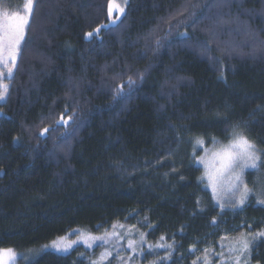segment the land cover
I'll list each match as a JSON object with an SVG mask.
<instances>
[{"label":"trees","instance_id":"obj_1","mask_svg":"<svg viewBox=\"0 0 264 264\" xmlns=\"http://www.w3.org/2000/svg\"><path fill=\"white\" fill-rule=\"evenodd\" d=\"M125 3L117 18L109 0H34L0 102V250L105 241L28 264H93L131 228L140 264H205L216 232L264 226V204L217 206L195 161L197 139L243 134L262 153L248 177L264 172V0ZM250 253L264 264V237Z\"/></svg>","mask_w":264,"mask_h":264},{"label":"rangeland","instance_id":"obj_2","mask_svg":"<svg viewBox=\"0 0 264 264\" xmlns=\"http://www.w3.org/2000/svg\"><path fill=\"white\" fill-rule=\"evenodd\" d=\"M123 1V2H122ZM128 0H115L118 2L121 7L124 3V8ZM27 2V0H26ZM34 0H32V7ZM21 15H26V13H19ZM113 14L117 16V13L113 11ZM19 55V53H18ZM17 55V59H18ZM17 63V60H16ZM12 67V65H8ZM16 67V64L13 68V71ZM0 73H3L4 76H0V85L7 87V67L0 65ZM7 91L4 93V98L0 99V102H3L6 98ZM240 133V131H239ZM243 135V134H240ZM246 137L255 147L256 154L260 157L257 161V168H244L242 171L240 168H236L235 173L224 172L223 174H218L216 169L219 167V161L216 158L217 153L223 152L225 149H228L236 140V136L232 137L228 142L222 141H213L210 145H206L207 139L199 138L196 141L200 140L196 146L199 149H202V154L196 157V164L200 165L203 170V178L205 181V186L210 191L212 198L217 206L222 209H228L231 211H238L247 206L251 200L257 204L263 205L261 201H264V172L259 171L254 177H248V172L253 170H259L262 160V153L256 143ZM239 174L241 180L239 182V188L232 187V184L235 183L234 175ZM245 186L249 189V193L244 200V203H240V196L243 192ZM245 223H249L245 221ZM250 224V223H249ZM245 227L244 224L240 225ZM251 228V227H250ZM133 229L125 230L124 233L120 231H115L110 235L111 239H117L114 244L109 245L105 249L104 253L96 260L93 264H103L107 262L115 253L118 254L120 259L126 258L122 261V264H140V258L143 255L141 252V240H134L131 235ZM264 226L257 232L248 230L236 234L234 230H222L219 234L216 232V235L212 237L206 244L201 246H196L195 248V257L196 260L204 261L205 264H256L251 260L250 248L254 240H259L261 237H264ZM121 235V236H120ZM105 240L98 236H93L86 232H81L76 238L70 239L67 237L60 238L54 242L61 243V248L58 250L54 243H49L42 246L39 249H33L27 252H17L11 249H3L5 251L11 250L12 256L9 257L5 255L3 257L2 264H28L36 256L41 254L44 251H55L61 254L68 253L75 246L83 244L87 247H93L96 244L104 242ZM129 241H132L133 244L130 247ZM242 241L248 242V248L244 249L242 247ZM124 242V246H121V243ZM64 244H70L71 247L67 251L63 250ZM149 249H152V246H148ZM126 251H129L126 254Z\"/></svg>","mask_w":264,"mask_h":264},{"label":"snow or ice","instance_id":"obj_3","mask_svg":"<svg viewBox=\"0 0 264 264\" xmlns=\"http://www.w3.org/2000/svg\"><path fill=\"white\" fill-rule=\"evenodd\" d=\"M23 11L26 15H21L19 13H0V65L7 67V77H11L13 74V68L16 64L17 55L21 50V42L25 39V30L30 24V18L33 11L32 0H27L25 8ZM109 15L111 16L113 11L117 13V18L119 15L124 14V8L115 0H109L108 7ZM97 34L99 29L96 30ZM89 37L93 33L87 34ZM12 67H8V65ZM0 76H4L0 73ZM7 91V87L0 85V99L4 98V93ZM46 131V130H45ZM216 158L219 161V167L216 169L218 174H223L224 172L235 173L236 168H240L241 171L244 168H257V161L260 157L256 154L254 145L243 135L236 134L235 142L221 153L216 154ZM241 177L239 174L234 175L235 183L232 187L239 188V182ZM249 193V189L245 186L243 192L240 196V203L243 204L245 198ZM264 203V201H261ZM264 235V234H262ZM54 246L59 250L61 248V243L53 242ZM242 247L244 249L248 248V242L242 241ZM133 244L129 241V246ZM71 247L70 244H64L63 250ZM8 255L12 256L11 250H0V264L3 262V257Z\"/></svg>","mask_w":264,"mask_h":264}]
</instances>
